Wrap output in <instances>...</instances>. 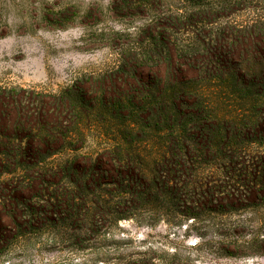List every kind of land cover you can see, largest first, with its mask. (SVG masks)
I'll return each instance as SVG.
<instances>
[{
  "label": "rangeland",
  "instance_id": "374dc122",
  "mask_svg": "<svg viewBox=\"0 0 264 264\" xmlns=\"http://www.w3.org/2000/svg\"><path fill=\"white\" fill-rule=\"evenodd\" d=\"M204 11L212 14L205 18ZM179 13L186 14L183 23L170 27ZM207 19L214 22L202 25ZM160 30L167 32L165 41L152 53L162 51V72L165 55L175 57L179 47L211 41L216 30L227 42L236 41L231 66L244 75H222L221 85L203 77L198 83L210 85L200 97L221 124L264 116V79L244 69L262 58L254 48L264 44V0H0V91L58 94L81 78L95 79L142 58ZM249 47L253 52L245 51ZM84 134L88 151L112 137L94 128ZM224 135L238 146L227 152L264 158V127L244 136L221 129ZM240 145L246 149L240 151ZM9 163L3 165L15 172L0 174V199L7 204L13 197L3 195L4 187L13 193L28 176L27 169ZM204 176L202 186L166 187L153 206L118 221L105 213L91 217L93 222L35 220L28 214L33 201L18 198L19 225L8 213L0 223L8 227L0 239V264H264L263 190L231 187L210 171ZM79 224L88 229L79 232L74 228Z\"/></svg>",
  "mask_w": 264,
  "mask_h": 264
},
{
  "label": "trees",
  "instance_id": "16d2710c",
  "mask_svg": "<svg viewBox=\"0 0 264 264\" xmlns=\"http://www.w3.org/2000/svg\"><path fill=\"white\" fill-rule=\"evenodd\" d=\"M200 13L205 18L212 14ZM183 15L176 14L169 26L183 23ZM213 22L207 19L202 25ZM217 31L211 41L179 47L175 57L165 55V72L158 68L162 51L155 57L152 53L165 41L167 32L160 30L146 43L142 58L129 59L95 79L81 78L58 94L0 91V174L15 172L5 168V161L28 173L13 193L3 186V195L12 196L13 202L0 199V223L10 214L19 225L15 200L21 197L33 201L28 211L32 219L55 224L61 218L93 222L91 217L99 213L114 221L132 218L153 206L166 187L202 186L207 182L205 171L219 174L231 187L264 192V158L255 161L227 152L224 149L235 152L238 146L221 136V129L243 136L252 129L262 130L264 116L232 126L221 124L200 97L210 85L198 83L203 77L221 85L222 75L238 79L244 75L231 66L237 42H227ZM255 45L262 58L255 61L256 67L246 66L245 74L264 79V44ZM189 71L194 74L188 76ZM92 128L112 135L97 141L96 151L86 150L84 132ZM7 228L0 226V239ZM74 228L88 229L84 224Z\"/></svg>",
  "mask_w": 264,
  "mask_h": 264
}]
</instances>
